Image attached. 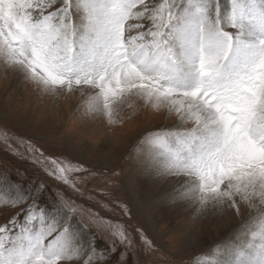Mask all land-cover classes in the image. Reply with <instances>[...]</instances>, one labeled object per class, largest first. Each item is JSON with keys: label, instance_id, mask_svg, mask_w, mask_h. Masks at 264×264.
Segmentation results:
<instances>
[{"label": "snow or ice", "instance_id": "snow-or-ice-1", "mask_svg": "<svg viewBox=\"0 0 264 264\" xmlns=\"http://www.w3.org/2000/svg\"><path fill=\"white\" fill-rule=\"evenodd\" d=\"M0 61L47 93L87 90V111L109 124L133 101L166 109L175 122L136 149L148 175L182 177L177 201L241 220L195 264H264V0H0ZM30 151L73 189L86 171ZM46 190L0 172V206L18 209L0 224V264H98L131 243L108 223L101 248L75 202Z\"/></svg>", "mask_w": 264, "mask_h": 264}, {"label": "rangeland", "instance_id": "rangeland-1", "mask_svg": "<svg viewBox=\"0 0 264 264\" xmlns=\"http://www.w3.org/2000/svg\"><path fill=\"white\" fill-rule=\"evenodd\" d=\"M88 94L47 93L0 61V172L29 186L46 184V200H73L78 219L102 237L101 248L112 240L105 225L123 226L131 243L118 245L98 264H195L218 240L236 232L240 216L227 204L201 208L195 201H177L173 190L182 177L148 175L136 149L148 132L167 130L174 116L137 100L132 107L121 106L119 122L109 124L87 111ZM33 147L82 165L86 171L72 177L76 188L46 175ZM17 210L0 206V224ZM248 211L245 205L246 218ZM142 235L152 241L151 248Z\"/></svg>", "mask_w": 264, "mask_h": 264}, {"label": "bare ground", "instance_id": "bare-ground-1", "mask_svg": "<svg viewBox=\"0 0 264 264\" xmlns=\"http://www.w3.org/2000/svg\"><path fill=\"white\" fill-rule=\"evenodd\" d=\"M106 154V153H105ZM107 155V154H106ZM151 223H152V220L150 219Z\"/></svg>", "mask_w": 264, "mask_h": 264}]
</instances>
